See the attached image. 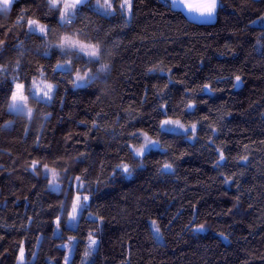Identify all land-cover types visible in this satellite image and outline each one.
<instances>
[{"label":"trees","instance_id":"trees-1","mask_svg":"<svg viewBox=\"0 0 264 264\" xmlns=\"http://www.w3.org/2000/svg\"><path fill=\"white\" fill-rule=\"evenodd\" d=\"M218 1L213 23L191 21L167 0H133L131 19L117 0L114 16L91 0L66 28L47 0H16L0 15V65L19 62L27 88L24 77L42 67L57 86L47 105L30 99L29 121L8 110L12 79L0 84V264H17L21 248L24 264H63L70 240L73 264H83L89 234L100 243L88 264H264V27L253 25L264 0ZM29 18L47 25L49 44L69 32L99 43L109 70L75 87V72L52 71L58 62L71 59L81 73L99 65L56 48L44 56ZM165 119L196 124L195 134L165 132ZM142 133L160 149L134 157L129 145L139 147ZM165 163L173 169L162 172ZM43 165L56 169L61 191ZM77 190L90 203L71 227Z\"/></svg>","mask_w":264,"mask_h":264},{"label":"snow or ice","instance_id":"snow-or-ice-1","mask_svg":"<svg viewBox=\"0 0 264 264\" xmlns=\"http://www.w3.org/2000/svg\"><path fill=\"white\" fill-rule=\"evenodd\" d=\"M16 0H0V15L6 14L11 10L12 5ZM48 6L50 9L57 10V16L61 28H66L73 24L77 19V13L82 11L84 6L91 7V0H47ZM172 3L176 7L185 8L190 14H196L193 16V19L197 18H212L215 16L218 3L217 0H172ZM119 7L120 16L132 15L133 0H117ZM95 11L100 13L102 16H114L116 15V9L113 6V0H96ZM27 26L28 33L38 34L41 37L45 38V51L44 56H49L52 48L59 50L63 58H67L75 54L79 59H83L85 64H98L99 67L97 72L89 75L90 69H85L84 74L81 75L80 71L73 68L71 59H64L63 63H57L52 71L55 73L57 71H62L67 74H72L75 72V78L73 80V85L75 87H87L90 86L93 81L99 78L101 73H106L109 70V65L103 63L102 61V50L99 43H91L85 40L79 39L80 33L69 32L59 37V42L56 44L47 43V37L50 32V29L47 25L42 24L38 19H27L24 21ZM4 41L0 40V52L3 51ZM19 69L20 65L17 62L13 67L9 68L7 66L0 65V84L3 81L10 77L13 81V88L10 89L8 110L11 113H15L17 116H24L27 120L31 121L33 118V109L29 106L30 98L36 103H44L47 105L51 102L53 98V92L56 88L55 85L47 83V77L44 75V69L38 67L36 73L41 77V80L37 82L35 78H29L25 76V79H30V86L25 87L24 83L19 82ZM151 71V70H150ZM163 71V69H161ZM16 73V74H13ZM235 80L237 84L241 81L240 76H236ZM235 86V85H234ZM205 89H209L210 85H205ZM193 105L189 104L188 108L191 109ZM46 119V117H45ZM11 123V122H9ZM96 127L97 125H93ZM171 126V127H166ZM196 124H191L188 127H185L179 120L165 119L161 122L160 128L162 130L173 132L177 128L182 129L185 133L189 132L191 129L192 133L196 131ZM136 136V133L132 134ZM144 136V141L141 147L136 148L133 145H129V149L134 157H143L145 152L157 146L158 141L151 140L147 133H142ZM225 157L223 153L220 154V160H224ZM243 159H247L244 157ZM219 163V161L217 162ZM39 162L33 161L31 167L33 171L38 167ZM46 177L50 174L51 178L49 179V187L53 191H59V174L55 168L49 169L47 165L42 166ZM120 169L122 174L131 175L132 170L129 168L128 164L121 163L116 166ZM173 166L171 163H165L161 168V171H171ZM76 181H80V177L75 178ZM78 187H83V182L80 181ZM89 200L88 196L81 197L80 192L77 190L73 203L71 205V215L70 220L75 221L77 217L81 214L83 209L87 207V202ZM153 229L157 235L160 233L159 227L156 225V222L153 221ZM57 228L60 225V218L57 217L55 220ZM204 225H200L197 229L198 231L203 230ZM75 238L73 237L72 240ZM71 243V240H70ZM96 240L89 234V250L85 251V257L87 258L90 255V250L96 245ZM69 252L71 249L69 248ZM24 261V250L20 249V264H23ZM65 264H68L67 258H65Z\"/></svg>","mask_w":264,"mask_h":264},{"label":"rangeland","instance_id":"rangeland-1","mask_svg":"<svg viewBox=\"0 0 264 264\" xmlns=\"http://www.w3.org/2000/svg\"><path fill=\"white\" fill-rule=\"evenodd\" d=\"M101 3H103V2H101ZM217 3H218V0H217ZM176 7V6H175ZM181 9H183L182 10V12L188 17V19L189 20H191V21H193V22H196V23H213V22H215L216 21V15H217V11H216V14H215V16L214 17H212V18H197V19H193V16L194 15H196V14H190L185 8H183L182 6L180 7ZM133 9V8H132ZM179 10V9H178ZM217 10H218V7H217ZM128 17V16H127ZM131 17H132V15H131ZM131 17H128L129 19H131ZM253 25H255V26H259V27H264V17H262V18H260V19H258V20H256L254 23H253ZM81 73V72H80ZM84 73H81V75H83ZM91 74H94V73H89V75H91ZM102 74H104V73H101L100 74V76H102ZM36 80H37V82H39L40 80H41V77H37V78H35ZM46 82L47 83H51V84H53V85H55L54 83H52V82H50V81H47L46 80ZM240 85V82H239V84H238V86ZM56 86V85H55ZM25 87H26V85H25ZM27 88V87H26ZM56 90H57V86H56V88H55V90H54V92H53V97H54V95H55V93H56ZM31 99V98H30ZM53 99V98H52ZM29 106L31 107V105H30V101H29ZM32 108V107H31ZM33 114H34V111H33ZM183 124V123H182ZM166 127H171V126H166ZM186 127V126H185ZM196 129H197V127H196ZM163 131H165V130H163ZM165 132H168V131H165ZM168 133H174V134H182V135H186V134H190L191 136L192 135H194L195 133H192L191 132V129H189V132L188 133H185L182 129H179V128H177L175 131H173V132H168ZM141 138H142V144H143V141H144V136L142 135L141 136ZM150 138V137H149ZM151 139V138H150ZM152 140V139H151ZM142 144L139 146V147H141L142 146ZM139 147H136V148H139ZM155 149H160V145L159 144H157V146L156 147H154V148H151L150 150H155ZM150 150H148V151H146L145 152V154L147 153V152H149ZM43 171H44V169H43ZM45 172V171H44ZM49 176V178H51V176H50V174L48 175ZM58 179H60V176L58 177ZM59 187H60V190L59 191H61L62 190V185L59 183ZM77 187H78V182L77 183H75V188L77 189ZM82 188V187H81ZM83 196H85V195H82L81 194V197H83ZM89 203H90V198H89V200H88V202H87V206L89 205ZM86 208V207H85ZM84 208V209H85ZM84 209H83V211H84ZM83 211L81 212V214L77 217V219L75 220V221H72V220H70L69 219V225L71 226V227H73V226H76L77 224H78V222H79V219H80V217H81V215H82V213H83ZM70 215H71V213H70ZM153 221H151L150 222V225H151V228H152V231H153V234H154V236H155V238H156V240L157 241H159V242H162L163 241V237H162V234H161V232L159 233V235H157L156 233H155V231H154V229H153V223H152ZM157 225V224H156ZM158 226V225H157ZM61 234V229L60 228H56V230H55V235L56 236H59ZM95 240H96V245L91 249L92 251H96L97 250V248H98V246H99V243H100V241H99V239L98 238H94ZM75 243L76 242H72V243H70L69 244V247L67 246V253H66V257L65 258H67V261H68V264H73L74 263V256H75ZM69 248L71 249V252H69ZM90 256V255H89ZM88 256V257H89ZM84 258V262H83V264H88V262H89V258ZM25 260H26V258H25V252H24V261H23V264L25 263ZM17 264H20V258H19V261H18V263ZM63 264H65V260H64V263Z\"/></svg>","mask_w":264,"mask_h":264},{"label":"crops","instance_id":"crops-1","mask_svg":"<svg viewBox=\"0 0 264 264\" xmlns=\"http://www.w3.org/2000/svg\"><path fill=\"white\" fill-rule=\"evenodd\" d=\"M167 1H169L170 3H171V5L174 7V8H176V9H179V10H183V9H181L180 7H175L174 5H173V3H172V0H167ZM13 6V5H12ZM218 7H219V1H218Z\"/></svg>","mask_w":264,"mask_h":264}]
</instances>
